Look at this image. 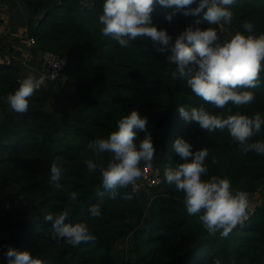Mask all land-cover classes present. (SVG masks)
Here are the masks:
<instances>
[{"label":"trees","instance_id":"trees-1","mask_svg":"<svg viewBox=\"0 0 264 264\" xmlns=\"http://www.w3.org/2000/svg\"><path fill=\"white\" fill-rule=\"evenodd\" d=\"M0 3L14 11L28 38H35L36 44L29 47L35 58L42 52L69 59L66 82L36 91L26 113L11 111L2 98L19 86L25 69L19 64L22 52L1 30L5 20L0 16V257L12 246L29 251L42 264H214L217 259L221 264H264V203L228 237L210 235L198 216L187 213L184 194L164 179V169L181 160L173 144L182 136L194 151L208 149L205 178L228 177L234 189L251 196L263 192L264 155L243 153L227 129L209 133L187 124L178 108L203 104L224 116H264V82L248 89L255 94L252 103L229 102L216 109L196 96L186 81L173 78L175 65L150 41L138 38L122 48L103 36L98 20L103 0H95L92 9L82 7L80 0ZM231 10L232 22L226 25L233 33L243 31L246 22L254 25L255 34L264 33V0H236ZM170 11L156 5L152 15L173 39L198 18L177 14L169 23L165 16ZM201 27L214 28L221 40L230 36L219 25L205 22ZM260 76L264 81V67ZM133 110L148 117L146 131L157 147L153 165L161 167L163 181L150 196L136 194L129 185L112 199L102 188L99 170L90 172L86 163L92 159L106 167L111 155L97 156L89 145L107 137ZM257 140H264V126L250 142ZM53 162L63 170L61 187L50 183ZM72 192L77 193L75 202L69 200ZM128 193L132 198L124 199ZM97 203L102 215L92 217L89 209ZM69 205L71 221L87 222L93 241L72 246L54 236L44 216ZM121 240H129L128 252L118 248Z\"/></svg>","mask_w":264,"mask_h":264},{"label":"clouds","instance_id":"clouds-1","mask_svg":"<svg viewBox=\"0 0 264 264\" xmlns=\"http://www.w3.org/2000/svg\"><path fill=\"white\" fill-rule=\"evenodd\" d=\"M236 0H103L102 13L98 20L102 25V35L127 48L138 38L151 42L156 52L166 53L167 62L175 65L173 78L179 76L186 81L192 92L204 102L216 109H223L231 102L233 105H247L254 101L253 89L264 81L260 73L264 67V33L254 32V25L246 22L243 31L221 40L218 32L208 25L230 24L233 12L231 6ZM84 8L95 7V0H80ZM156 5L172 9L165 16L171 23L177 14L198 17L173 39L166 28L154 23L152 15ZM195 5V7H192ZM202 13V16H201ZM59 69L60 63L53 64ZM47 75L29 73L18 83L15 91L2 99L8 108L18 114H24L29 108V99L40 90ZM179 114L187 124H196L205 132L227 129L230 136L239 143L243 153L255 152L264 155V140L250 142L251 138L264 126V116L255 113L252 116L236 112L224 116L215 113L203 104L190 109L183 105ZM148 117L133 110L121 118L107 137H97L89 147L100 156L109 153L111 158L106 167L89 159L90 172L99 170L102 188L109 197L115 199L120 189L132 185L136 191V182L144 175L141 165L152 167L157 154L152 135L146 131ZM145 132L143 138L140 133ZM180 162L164 169L165 182L174 185L177 192L184 194V205L190 216H197L210 235L219 233L228 237L232 230L247 216L249 193L232 187L228 177L212 175L207 177L206 160L209 151L206 147L193 150V144L184 137H178L173 144ZM62 168L53 162L50 168V183L61 187L59 183ZM104 192L98 193L103 196ZM131 199L132 194H125ZM69 200L75 202L77 193L72 192ZM92 217L102 215L99 203L89 209ZM72 207L69 205L55 214L44 216L51 222L54 236L72 246H78L94 240L87 222L71 221ZM2 264H42L27 250L8 246L0 257ZM214 264H221L219 259Z\"/></svg>","mask_w":264,"mask_h":264},{"label":"built area","instance_id":"built-area-1","mask_svg":"<svg viewBox=\"0 0 264 264\" xmlns=\"http://www.w3.org/2000/svg\"><path fill=\"white\" fill-rule=\"evenodd\" d=\"M222 32H227L230 35L234 34L226 24L219 25ZM36 44L35 38H28V42L25 46V49L20 50L23 54L22 56V67L25 69V73L21 79L24 78L25 75L29 73L41 74L45 73L47 78L45 79L44 84L41 86L40 90L49 87L51 84H55L57 82H66L68 79V75L66 72V68L69 64V59L66 55L56 54V53H45L42 58V66L41 68H37L36 64H34V55L31 53L29 47ZM60 63V68L56 69L52 65ZM21 65V64H20ZM20 79V80H21ZM19 80V81H20ZM37 90V91H40ZM144 175L136 182V194H145L146 196H150L152 192L160 187L162 184V170L159 165H153L152 167H144ZM132 187V185H130ZM256 212V207L249 206L247 208V216L243 220V222L252 218V216ZM242 222V223H243ZM239 225V224H238ZM237 225V226H238Z\"/></svg>","mask_w":264,"mask_h":264},{"label":"rangeland","instance_id":"rangeland-1","mask_svg":"<svg viewBox=\"0 0 264 264\" xmlns=\"http://www.w3.org/2000/svg\"><path fill=\"white\" fill-rule=\"evenodd\" d=\"M12 12L14 13V11ZM12 12H10L9 9L7 10L5 7L2 8V5L0 3V16L4 18L5 20V23L1 27V30L5 32L4 34L9 38V40L13 43V45L16 46L15 48H17L18 50H23L25 49V46L28 42L26 41L28 39V30L20 29L18 18L15 16V14L13 15ZM38 57H43V53H39ZM8 58H9V55H8ZM36 59L38 58H35V60ZM19 64H21L22 66L21 59L19 60ZM52 89L54 90L57 88H52ZM0 113H1V110H0ZM261 203H264V189H263V192L260 191L259 193L253 196L249 195V203H248L249 206H254L257 208V206H259V204ZM128 242L129 240H121L118 243V248L120 250H123V251L126 250L128 252L129 251Z\"/></svg>","mask_w":264,"mask_h":264},{"label":"crops","instance_id":"crops-1","mask_svg":"<svg viewBox=\"0 0 264 264\" xmlns=\"http://www.w3.org/2000/svg\"><path fill=\"white\" fill-rule=\"evenodd\" d=\"M39 53H42V52H38L37 53V56L39 55ZM22 56H23V54L21 55V57L19 58V59H22ZM43 57H44V53H43ZM43 57H38V59L37 60H35V56H34V64H36V67L37 68H41V66H42V58Z\"/></svg>","mask_w":264,"mask_h":264}]
</instances>
